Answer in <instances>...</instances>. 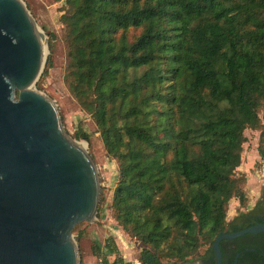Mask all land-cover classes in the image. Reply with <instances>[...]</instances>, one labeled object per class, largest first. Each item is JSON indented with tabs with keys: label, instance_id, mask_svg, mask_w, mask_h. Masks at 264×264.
Wrapping results in <instances>:
<instances>
[{
	"label": "trees",
	"instance_id": "obj_1",
	"mask_svg": "<svg viewBox=\"0 0 264 264\" xmlns=\"http://www.w3.org/2000/svg\"><path fill=\"white\" fill-rule=\"evenodd\" d=\"M64 4L67 87L118 167L112 219L142 245L140 264H215L218 235L264 217L263 198L226 221L230 200L247 202L245 131H259L264 161V0ZM103 247L115 258L94 244L97 264H125Z\"/></svg>",
	"mask_w": 264,
	"mask_h": 264
},
{
	"label": "water",
	"instance_id": "obj_2",
	"mask_svg": "<svg viewBox=\"0 0 264 264\" xmlns=\"http://www.w3.org/2000/svg\"><path fill=\"white\" fill-rule=\"evenodd\" d=\"M38 31L20 0H0V264H79L72 230L93 220L98 181L84 152L70 147L53 104L35 90L45 64ZM260 233L264 223L218 235L215 264H222L221 241Z\"/></svg>",
	"mask_w": 264,
	"mask_h": 264
},
{
	"label": "rangeland",
	"instance_id": "obj_3",
	"mask_svg": "<svg viewBox=\"0 0 264 264\" xmlns=\"http://www.w3.org/2000/svg\"><path fill=\"white\" fill-rule=\"evenodd\" d=\"M20 1L34 19L40 33L43 34V44L46 47L45 64L35 83V90L53 104L64 135L84 144L82 151L94 167L97 176L99 203L95 216L91 222L80 221L73 226L75 231L72 232V238L78 253V263L97 264L98 260L91 252L94 244L101 248L109 262L113 261L115 256L103 247L105 241L109 239L117 248V256L122 258L125 264H140L142 245L122 231L112 219L109 210L118 178L117 163L107 156L93 120L81 109L67 87L65 27L60 21V16L65 9L64 0ZM15 97L17 99V94ZM77 130H81L88 137V141L76 139ZM244 135L247 141L243 144L242 160L236 175L237 177L245 175L244 191L247 202L244 207H239L236 199L230 200L226 221H231L238 214L251 210L259 200L264 198V161L259 159L256 152L259 131L247 130ZM101 199L104 201L101 202ZM205 248L202 246L199 254H202Z\"/></svg>",
	"mask_w": 264,
	"mask_h": 264
},
{
	"label": "flooded vegetation",
	"instance_id": "obj_4",
	"mask_svg": "<svg viewBox=\"0 0 264 264\" xmlns=\"http://www.w3.org/2000/svg\"><path fill=\"white\" fill-rule=\"evenodd\" d=\"M255 207L256 204L252 209ZM260 216L262 215L258 211L253 213L249 220V227L264 223V217ZM231 242L233 243H230L229 246L224 245L222 254L224 264H230V260L231 264H264V233L244 235Z\"/></svg>",
	"mask_w": 264,
	"mask_h": 264
},
{
	"label": "bare ground",
	"instance_id": "obj_5",
	"mask_svg": "<svg viewBox=\"0 0 264 264\" xmlns=\"http://www.w3.org/2000/svg\"><path fill=\"white\" fill-rule=\"evenodd\" d=\"M42 47H43V55L45 56L46 55L45 54L46 52H45V46H44L43 42H42ZM27 90L33 91L34 88L33 87H29ZM66 139L68 140L69 145H70V147L72 149H74V150H76L78 152H83L82 151V147H84V144L82 142H78V141L72 140L68 136H66Z\"/></svg>",
	"mask_w": 264,
	"mask_h": 264
}]
</instances>
